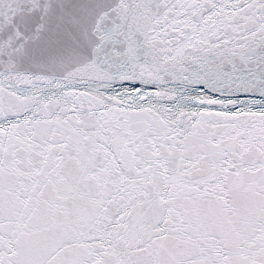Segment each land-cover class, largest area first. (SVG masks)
<instances>
[{
  "label": "snow or ice",
  "instance_id": "1",
  "mask_svg": "<svg viewBox=\"0 0 264 264\" xmlns=\"http://www.w3.org/2000/svg\"><path fill=\"white\" fill-rule=\"evenodd\" d=\"M0 264H264V0H0Z\"/></svg>",
  "mask_w": 264,
  "mask_h": 264
}]
</instances>
